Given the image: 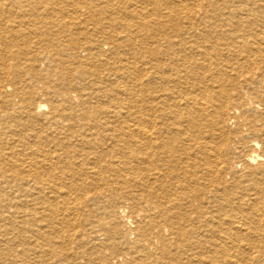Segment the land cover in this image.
I'll return each instance as SVG.
<instances>
[{
  "label": "bare ground",
  "instance_id": "obj_1",
  "mask_svg": "<svg viewBox=\"0 0 264 264\" xmlns=\"http://www.w3.org/2000/svg\"><path fill=\"white\" fill-rule=\"evenodd\" d=\"M0 264H264V0H0Z\"/></svg>",
  "mask_w": 264,
  "mask_h": 264
},
{
  "label": "rangeland",
  "instance_id": "obj_2",
  "mask_svg": "<svg viewBox=\"0 0 264 264\" xmlns=\"http://www.w3.org/2000/svg\"><path fill=\"white\" fill-rule=\"evenodd\" d=\"M81 7H83V6H81ZM88 28H89V26H88ZM90 29H92V27H91ZM106 47H107L106 45H104V46H103V48H104V50H105V51L107 50V49H105ZM62 89H63V90H60V93H62V94H63V91L67 93V91H66V90H68V89H66V88H65V89H64V88H62ZM68 92H69V90H68ZM66 93H64V94H66ZM60 99H62V97H60Z\"/></svg>",
  "mask_w": 264,
  "mask_h": 264
}]
</instances>
